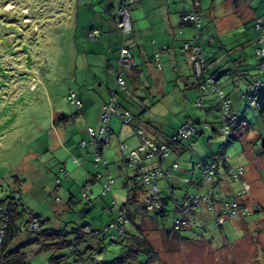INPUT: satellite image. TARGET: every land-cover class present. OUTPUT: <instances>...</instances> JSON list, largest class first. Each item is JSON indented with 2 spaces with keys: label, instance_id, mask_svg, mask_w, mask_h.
Listing matches in <instances>:
<instances>
[{
  "label": "rangeland",
  "instance_id": "374dc122",
  "mask_svg": "<svg viewBox=\"0 0 264 264\" xmlns=\"http://www.w3.org/2000/svg\"><path fill=\"white\" fill-rule=\"evenodd\" d=\"M101 1L0 0V201L11 195L23 215V220L26 221L32 214L37 215L42 221V229L77 228L83 223H88L92 229L101 228L112 217H116L118 208L126 202L127 188L123 186L125 173H131V167L135 163L129 165L117 157L112 164L108 158L109 171L116 179L111 191L103 195L102 180H96L90 186V200H86L81 195V186L87 182L86 166H93L92 158H86L89 162L78 166L80 164L77 163L83 160L70 155L77 150L75 141L70 139L75 137L74 119L65 124L62 120L55 121L59 115H71L76 111L75 106L67 99L69 87L77 89V84L73 82L72 69L73 60L78 54L75 48L77 42H80L81 27L89 26L85 11L94 10L101 17H108L104 6L108 0H104V4ZM112 1V17L116 21L118 14L114 9L117 10L120 0ZM247 3H252L255 9L253 12L256 11L258 16L264 15V0H202L198 13L202 26L211 28L210 32L213 33L214 42L211 48L214 55L209 58L206 54L209 69L219 78L221 88L232 100L234 110L239 115L243 114L250 123L247 133L229 134L225 141V151L230 155L229 164L232 167L243 166L247 170L253 166L248 173L245 170L248 192L242 199L246 207H252L254 203L258 204V198H253L252 193L257 197L264 196V181L257 168L261 160L256 157L257 154L262 156L264 149L258 140L251 150L245 138L251 137L252 128L262 132L264 122L254 109L245 110V101L239 99L240 92L233 89L237 85L239 90H245V79L250 80V75L257 73L254 56L257 32L253 29V21L247 19ZM235 4L244 11L243 14L235 15ZM95 6L97 8L94 9ZM211 11H214V16L218 19L216 22L209 16ZM185 28L195 32V28ZM239 53L246 57V63L241 69L247 70L249 76L244 79L224 73L230 66L229 62L233 58L237 59ZM174 76L175 72L171 78ZM259 78L264 82V73ZM167 84L168 94H173L176 90L174 81L170 80ZM189 91H186L188 97L176 104L174 101L159 103L168 107L169 104L174 105L163 117L158 116L155 119L157 125L150 121L158 113L153 111L156 108L153 106L159 102V98H155V102L142 116L143 120L145 118V121L151 123L148 128L154 125L158 133L160 130L166 134L186 117L200 125L209 123L208 131L204 130L192 138L195 144L191 151L187 150L180 156H171L184 169H190L198 160L206 163L218 162L216 154L224 141L212 131L221 122L215 94L207 95L205 108L199 109L194 105L193 91ZM175 92L180 94L177 90ZM110 125H116V118H113ZM64 132L68 139L63 138ZM115 133L119 135L121 132L115 130ZM123 137L124 134H121V139ZM62 140L65 142L60 145ZM116 142L114 135L111 146H108L113 156L116 154ZM254 157L255 161H252ZM218 163L217 175L207 185V189L208 186L212 187L220 196L225 195L230 187L232 190L238 189L239 184L226 175L221 161ZM62 167L70 172L68 176L59 171ZM198 176L199 170H196L192 175L184 171L181 177ZM56 177L61 180L60 184L56 182ZM182 178L180 190L175 194L177 197L187 190ZM227 184L231 186L228 187ZM159 185L168 187L165 181H159ZM202 191L205 190L202 188ZM165 194L166 191L163 192ZM137 206H141L139 201ZM140 216L141 213L134 220L140 223L152 249L151 259L147 264H264V215L261 211L246 218L234 219L233 224L228 221L221 228L215 227L213 220L208 219L204 224L206 234L203 237L197 238L192 232H180L192 239H183L172 230V209L164 216L154 219L150 215L142 218ZM251 219L258 220L251 222L252 228L248 229ZM197 223L198 231V219ZM130 228L131 223L127 225V229ZM24 236L21 235L20 240ZM107 242L103 241L101 251L91 256L93 259L110 261L121 253L123 246L120 242L112 245ZM105 246L107 248L104 251ZM33 252H29V255L32 256ZM49 254L45 252L32 256L31 264H46L45 259ZM91 263L93 260L89 259L85 264Z\"/></svg>",
  "mask_w": 264,
  "mask_h": 264
},
{
  "label": "trees",
  "instance_id": "16d2710c",
  "mask_svg": "<svg viewBox=\"0 0 264 264\" xmlns=\"http://www.w3.org/2000/svg\"><path fill=\"white\" fill-rule=\"evenodd\" d=\"M190 13L191 14L196 13L198 15V18L200 19L197 10H192L183 13L181 15V19L182 16ZM257 18L263 19V21H262V26H260V28H256V26L254 25L255 21L253 23V28L257 32V39L255 41V47H254L255 51L257 48L264 49V16H260ZM182 21L184 20L182 19ZM184 22H188V21H184ZM189 23L193 25V27L195 28V32L189 40L181 44L178 51L180 54H182L184 57L187 58V54L181 50L184 48L185 45L193 43L195 46H199L201 49V53L204 59V68L201 74H197L194 64L190 62L187 58V60L190 62V65L192 67L193 77H195L196 79V82L194 83L196 85L195 86L196 97L194 98V105L199 109L205 108L206 105L205 103H207V95L215 94L217 99L216 106L220 109L221 112V122L219 123V126H216V128H214L212 131L217 133L220 136V138L224 140L220 145V149L218 153L216 154L217 155L216 159H218V162L221 161V164L224 168V172L232 180L225 166L226 163L230 165L229 164L230 158L228 160L222 159V155L227 154L225 151L227 146L225 141L228 140L229 134L236 133L234 129L239 123L241 124L242 122H244L245 128L242 131H238V133L245 132L248 129L249 123L247 122L245 117H243V114L239 115V113H237L234 110L232 100L230 99L229 95L222 90L219 78L215 77V75L211 73L209 69L204 46H203V40H205V36L207 34L206 27H203L202 23L201 26L198 27L195 26L193 22H189ZM95 29L98 31V35L95 38H90L88 36V33L94 30L91 29L87 33L88 38L98 39L100 37L99 29L98 28ZM130 31L128 33H130ZM126 34L123 35L121 33L122 41L118 49L117 65L113 70L114 84L113 87H111L108 90V98L101 106L100 114L98 117L99 124L95 129L92 128L89 129L90 136L88 139H80L78 141L79 147L91 148L89 155L92 158L91 162L93 164V168L101 169V171L99 172L97 171L93 175L94 180L90 179L85 183L84 186H81V190H82L81 195L86 200H90L89 190L91 188L90 187L91 184L94 181L102 180L101 186H102L103 195L111 191L112 185L116 181L112 172L109 171L108 160L103 156V149L109 143L110 137L112 135L111 133L113 131V127L110 125L111 121L113 120V118H116V121L120 125L131 126L135 116H137L129 109H120L121 103L119 100L120 92L125 91L127 88V83L124 77V70L129 68L130 69L135 68L134 67L135 64L133 66H130L129 68L121 67L125 82L124 88L117 86L116 79L114 76L116 70L119 67L118 59L120 56L121 49L125 47L130 52V49L125 44ZM211 35L213 36V33L210 34L211 38L209 40L213 41V37ZM194 37L197 38L194 39ZM261 37L263 38V41L258 43V39ZM255 51H254V56L256 58L255 70L257 71V73L253 75L254 76L253 79L248 80L249 82L246 84L245 90L243 91L239 90L240 92L239 99H243L245 101V110H247L248 108H252L255 111H257L261 116V114L264 112V102H263L264 82L260 80L259 75L264 73V68L261 69L259 67V64L261 62V57L257 56ZM226 72L227 71L225 70L224 73ZM241 72H242L241 74L242 76L239 77H244L243 72L245 73V70H242ZM211 77H213L215 80L218 81L217 86L219 91L212 90L213 89L212 86H209L208 80ZM256 83H259L257 87H255ZM113 91L115 92L117 98L116 100L117 106L115 107L114 112H111V116L109 117L108 121L104 122L102 121L103 120L102 118H103V114L106 112L105 107L108 105L111 92ZM250 93H251V98L253 96H256V101L254 104L251 103V99H248ZM67 99L72 105L75 106L76 111L74 114L71 115H66V116L59 115L56 117L55 121L62 120L64 124L73 120L74 117H76L77 115H80V108L82 105L81 101L77 97L76 90L72 87H69L68 89ZM198 103H200V105ZM225 112L228 113L230 116H233L234 118L232 120L233 124L230 126V129L226 130L225 133L226 138L224 139L221 136L224 133L221 129L224 127V125L228 126V122H229L228 119L224 117ZM127 115L130 116L129 119H127ZM185 124L192 126L194 128V131L191 132L190 135H188L186 138H183L179 136L177 132L180 129V127H182ZM102 128L104 129V131H103V135H101V138L104 137L107 141H102L101 147L96 149L95 144L92 143L91 141L92 138ZM207 129H209L208 122H204L203 124L200 125L199 123H195L193 120L188 118L183 123H181V125H179L165 141H157L146 137V139H148L155 148V150H152V156H148L150 150L149 151L146 150L145 152L142 153L139 152L140 154L138 155L139 156L138 159L136 158L134 160H129L128 158L129 152L132 150H137L138 147L143 144L145 138L144 137L145 129L135 128L134 129L135 134L139 137L140 142L136 148L131 149L127 152V155L125 157V162H127L128 164H133L135 162L136 164V162L137 163L140 162L143 157L144 159L157 158L160 164L158 163L152 165L145 171H140L135 175H132L131 177L126 179V182L123 185L124 187L127 188L126 202L121 207L118 208L116 217H112L111 220L108 221L105 224V226L101 228L98 227L92 229V227H90L88 223H83L77 228L76 227L70 229L64 228L62 230H55L54 228L42 229L41 228L42 221L41 219H39L37 215L32 214L29 216V218H27L26 221H24L23 215L19 211L18 205L15 203L12 196L11 195L6 196L4 200L2 199L0 201V264H31L32 256H38L41 253H45V252L50 253L49 256L46 257L45 259L46 264H71L72 262H75L77 264H85L89 259L93 260V263L91 264H147L151 259L152 249L150 247L149 241L147 240L141 228L140 223L134 220L136 215H138L139 213H141L142 215L140 216L141 218L145 215L147 216L150 215V217L154 219L158 216L160 217L164 216L168 211L172 209L174 214L172 230L175 232V234H177L179 237L183 239H192V237H188L187 234H181L180 233L181 231H187V233L192 232L194 235H196L195 237L197 238L201 236L202 237L205 236L206 229L204 224L208 221V219L213 220L215 227L221 228L228 221L232 222V220L234 219L236 220L237 218H246L247 216L252 215V214L239 215L234 218H227L223 221V223H221V225H217L215 211L220 209L221 206L224 204V202L226 203L227 201H234V200L238 201L241 199L240 198L241 196L237 195V192H239L241 189V182L232 180L233 182H237L239 184V188L235 189L233 192L227 189L225 193L227 197H224L225 195L216 196L215 192L217 191H215L210 186H208L207 189V185L217 175V168L219 164L217 161H211L210 163H206L201 160H198L191 165L190 169H184L179 167V164L176 160L173 161L168 160L172 152L175 154L176 152H180L179 155H181L182 153H185L187 150L191 151L195 144V141L192 140V138L204 130L208 131ZM139 132L142 133L139 134ZM95 150H97L98 154L102 157V159L107 162L106 168H104L101 163L95 165V161H94ZM165 163L168 165L166 167L162 166V164ZM211 163L215 164L216 168L214 169V172L212 173L210 178L206 180L205 175L203 173L204 166H209V164ZM196 170H199L198 177L195 178L181 177L183 176L184 171H187L192 175ZM59 171L63 173L65 176H68V174H70V172L68 173V171L64 167L60 168ZM104 171L109 173L111 178L113 179V182L110 185V189L108 190H106L104 187L105 178L99 176V174L102 175ZM151 172H154L156 174L155 182L158 187L157 194L160 196L158 202L155 201V199L151 201L146 200L145 197L146 190L144 191V187L142 186L138 178L142 174L151 173ZM179 178L180 181L181 178L184 180L185 184L187 185V190L184 191L183 195L181 194L180 196L177 197L175 194L176 192H179L178 190H180V188L177 189V187H175L173 183L174 180H178ZM159 181H165L168 184V187H160ZM56 182H59L60 184L61 180L59 179V177H56ZM202 188L205 191H202ZM164 191H166L165 195H163ZM192 195H199L201 198H206L207 201L205 203L208 202L207 205L202 204L200 206H191L188 209L182 207V203ZM138 201L141 205L140 207L138 206L136 207ZM156 202L158 206L154 210L149 208L150 204L154 205ZM170 205L172 206V208H169ZM239 205L240 208L245 207V205L242 202V199L240 200ZM257 205L259 206V209L253 211V213H258L261 210H264L259 203ZM122 216L124 218V221H126L124 223L119 221V218H121ZM197 219L200 221V226H199L200 230L198 231L196 230V228H198ZM32 222L36 223L34 228H31L30 226ZM130 223H131V228L127 229V225ZM110 224L118 225L119 228L118 229L113 228L110 226ZM120 228H123L122 231L119 230ZM23 234L25 236L23 237L22 240H20L21 238L20 236ZM104 240H107L108 241L107 244L109 245L120 242L123 246L121 253L110 261H104V260L101 261L98 259H93V257L91 256L96 252L101 251L100 247ZM106 248L107 246H105L103 250L105 251ZM29 252L30 253L33 252L34 254L30 256ZM140 256H142V259L140 258Z\"/></svg>",
  "mask_w": 264,
  "mask_h": 264
},
{
  "label": "crops",
  "instance_id": "0c3cea01",
  "mask_svg": "<svg viewBox=\"0 0 264 264\" xmlns=\"http://www.w3.org/2000/svg\"><path fill=\"white\" fill-rule=\"evenodd\" d=\"M101 3L104 4V0H102ZM113 3L114 2L112 0H108L107 5H104L107 10V18L101 17L99 13L94 10H92V12H84L87 20H89V22H87V24L89 23V26L81 27L79 34L80 42H77L75 48V51L78 54L73 60V82L77 84V89H74L76 90L77 97L81 101L82 105L80 108V115L74 117V122L76 123L74 126L75 137L70 138L72 141H75V148H77V150L76 153H72V151H70L71 149H68V152L72 153L70 154L72 157L83 160L80 161V167L89 162L86 161V158L87 160L91 158L89 155L91 148H80L78 146V141L80 139H88L90 136L89 129H95L98 126V117L101 106L107 100L108 90L113 87L114 84L113 70L117 65L118 49L121 45L122 39L120 31L116 27L117 21H114L112 17L113 12L111 8ZM96 6L93 8H97ZM119 6L120 4L118 5L117 10L114 9L117 14ZM234 6V13L236 16L243 14L244 11L237 8V4ZM201 7L202 0H138L132 5L130 11L131 31L125 35V44L130 49V52L135 60V68L124 70L127 88L125 91L120 92L119 100L121 103L120 109H129L137 116H135L131 126L129 125V127L120 125L116 121V125L113 127V131L111 133L112 135L110 137V141L103 149V156L108 160L109 164V159H111V163L114 164L113 162L117 157L118 159L125 161V157L127 155L126 151L134 149L138 146L140 140L135 134V128H144L145 138L147 137L157 141H165L169 135L173 133L179 125H181V123L175 125L168 134L163 133L160 130L158 133L154 127V125H157V121L155 120L156 118L163 117L166 112H169V109L176 104V102H179L181 99L184 100L188 97L186 93L187 90H192L194 98L196 97V85L194 84L196 79L193 77L192 67L187 58L179 53L178 49L181 44L189 40L194 34V31L192 32L190 29L188 30L185 28H194L193 25L189 22L182 21L181 15L192 10H197L199 12ZM253 10L255 9L252 7V3H247V19L253 21L252 23H254L257 17H260L257 15V12H253ZM214 14V11H211L209 16L212 21L215 20L216 22L218 19L215 18ZM117 18L118 15L116 20ZM95 28L99 29L100 37L98 39L88 38L86 33ZM210 29L211 28H206L207 34L205 36V40H203L205 54H208L209 58L212 57V54L214 55V51L211 48L214 40H209L211 38L210 34H212ZM164 46H166V49H163ZM241 47H243L242 44ZM156 52L158 53L157 60H155L154 57ZM248 62L249 60L247 59V63ZM245 63L246 57L242 55V53H239L237 55V59L233 58L229 62L230 66L226 68V73L232 75L234 78L242 76L241 71L244 69H241V66L245 65ZM231 64H233V66H231ZM173 72H175V76L171 78ZM243 74L245 78L246 76H249L247 74V70H245V73L243 72ZM251 76L252 75H250V80L254 77ZM244 77L239 78L244 79ZM170 80L174 81V86L180 94H177L175 92L176 90L173 94L172 92L170 95L168 94L169 90L167 88V83L170 82ZM234 80L235 79H233V81ZM245 82V84H247L249 82L248 79H245ZM232 83L235 84L234 82ZM233 89L234 91H239V87L237 85H234ZM155 98H159V102L153 106V108L156 107L154 108L155 110L153 108L152 109L158 113L156 116L153 114L154 120H151L150 122L154 125H150L148 128V125L151 123L145 121V118L143 120L142 116L155 102ZM169 101H174V104H169V107L166 104L164 106L163 104H159L160 102L167 103ZM259 118L264 122V112L261 116L259 115ZM186 119L188 118L186 117L183 119L182 123ZM115 130H118L121 133L118 135L115 133ZM248 130H250V123L248 129L243 133H247ZM252 130L251 137L245 138V141L248 146H250V149L255 147L264 132V129L262 132L257 129L254 130L253 128ZM63 134L65 135V132ZM121 134H124V139H121ZM114 135L117 139L114 150L116 152L115 156H113L112 152H109V147L111 146L112 137ZM63 138L68 139L66 138V135ZM64 142L65 140H62L60 145H63ZM123 146H125V148H123ZM179 153L180 152H176L175 154L172 152L168 160H176L171 156H180ZM262 154V156L257 154L256 157H259L261 160V163L257 164V168L259 169L258 172L264 181V153ZM253 160L255 161V157L252 158V161ZM158 163L159 160L157 158L144 159L142 157L140 162H136L134 165L129 164L132 165V172L129 173L126 171L124 184L127 178L140 171H145L152 165ZM74 165L75 164H73V166ZM167 165L168 164L166 163L162 164L164 167ZM252 167L247 168V170L245 168L246 173H248ZM97 171L99 172L101 169H95L93 166L88 164L85 171L87 181L90 179L94 180L93 175ZM245 180L248 182L246 176ZM173 184L178 189L181 185L180 178L178 180H174ZM227 185L228 187L229 185L231 186V184ZM229 190L231 192L234 191L232 190V187H230ZM215 195L219 196L216 192ZM251 195L253 198H258L256 201L264 207V196L257 197V195L253 193ZM70 199V201H72V198ZM256 220L258 219H251V221L248 222L247 228L251 229L253 224L251 222H255ZM231 223L233 224V222Z\"/></svg>",
  "mask_w": 264,
  "mask_h": 264
},
{
  "label": "built area",
  "instance_id": "2783aa9c",
  "mask_svg": "<svg viewBox=\"0 0 264 264\" xmlns=\"http://www.w3.org/2000/svg\"><path fill=\"white\" fill-rule=\"evenodd\" d=\"M138 0H120V6L118 9V15L119 18L117 20L116 26L117 28L121 31V33L124 35L126 33H128L131 29V23H130V11H131V7L132 4L134 2H136ZM182 19L184 21H188V22H193L195 26H201V22L200 19L198 18V15L195 14H185L184 16H182ZM262 21L263 19H259L257 18L255 20L254 25L256 26V28H260V26H262ZM201 31V30H200ZM98 35V31L96 29L90 31L88 33V36L90 38H95ZM197 37H194V39H196ZM263 38H259L258 39V43L262 42ZM163 49H166V46L163 47ZM184 53L187 54V58L190 62H192L196 68L197 74H201L203 68H204V59L201 53V49L199 46H195L193 43L191 44H187L184 46L183 49H181ZM256 55L261 57V62L259 64V67L262 69L264 68V49L263 48H257L255 51ZM156 60L158 59V53L156 52ZM118 63H119V67L116 70L114 76L116 79V84L117 86H120L121 88L125 87V82H124V78H123V72H122V68H129L130 66H133L135 64L134 59L132 58L129 50L125 47H123L121 49L120 52V56L118 59ZM217 80H215L213 77L209 78L208 80V84L209 86H212V90L215 91H219L218 86H217ZM215 84V85H214ZM259 85V83L255 84V87H257ZM248 99H251V103L254 104L256 101V96H253L251 98V93L248 96ZM116 95L115 92H111V96L109 98V102L108 105L105 107L106 108V114H103V120L104 122H107L109 117L111 116V112H114L115 107L117 106L116 103ZM200 105V103H198ZM225 118L228 119V126L224 125V127L221 129L224 133L221 135L222 138H226L225 133L227 129H230V126L233 124L232 120H233V116H230L228 113L225 112ZM130 116L127 115V119H129ZM245 128V123L242 122L241 124L239 123L236 127H235V131H242ZM103 131L104 129H100L99 132L92 138V143L95 144L96 149L101 147L102 141H107L104 137L101 138V135H103ZM194 131V128L190 125H183L182 127H180V129L178 130V135L186 138L188 135H190L191 132ZM142 132H139V134ZM175 139V137H174ZM123 148H125V146H123ZM146 150H150V153L148 156H152V150H155V148L153 147L152 143L144 138V142L141 146L138 147L137 150H132L129 152L128 158L129 160H134V159H138L139 158V154L142 152H145ZM140 152V153H139ZM223 154V153H222ZM230 157L229 155H222V159L224 160H228ZM94 161H95V165L98 163H101L102 166L104 168L107 167V162L105 160L102 159V157L98 154V151L95 150V154H94ZM227 170H228V174L229 176L232 178V180L234 181H240L241 182V189L239 192H237L238 196H241V199H244V197L247 195L248 192V182L245 180L244 174H245V169L242 166H238V167H231L230 165H228L227 163L225 164ZM216 168V165L211 163L209 164V166H204V170L203 173L205 175L206 180H208L210 178V176L212 175V173L214 172V169ZM165 173V172H164ZM155 173L151 172V173H146V174H142L140 175L139 181L142 184V186L144 187V191H145V197L146 200H153L155 199V201L158 202V200L160 199L159 195L157 194L158 192V187L157 184L155 182ZM99 176L104 177L105 181H104V187L106 190L110 189V185L113 182V179L111 178L110 174L107 173L106 171H104L101 174H99ZM240 199V200H241ZM240 200H234V201H227L226 203L224 202V204L221 206L220 209L215 211L216 214V224L217 225H221V223H223V221L227 218H234L237 217L239 215H250L253 213V211H256L259 209V206L257 204H253L252 207H244V208H240ZM207 200L206 198H201L199 195H192L190 197H188L183 203H182V207H184L185 209H188L191 206H200L202 204L207 205V203H205ZM157 202L154 205L149 206V208H151L152 210H154L158 204ZM210 206V204H209ZM213 209V208H212ZM261 212L264 215V210H261ZM120 222H126L124 221L123 216L121 218H119ZM36 225L35 222L31 223V228H34V226ZM111 227L113 228H119L118 225H114V224H110ZM123 228H120L119 230L122 231Z\"/></svg>",
  "mask_w": 264,
  "mask_h": 264
},
{
  "label": "water",
  "instance_id": "95a60500",
  "mask_svg": "<svg viewBox=\"0 0 264 264\" xmlns=\"http://www.w3.org/2000/svg\"><path fill=\"white\" fill-rule=\"evenodd\" d=\"M260 145H261L262 149H264V132H263L262 137L260 139Z\"/></svg>",
  "mask_w": 264,
  "mask_h": 264
},
{
  "label": "bare ground",
  "instance_id": "6f19581e",
  "mask_svg": "<svg viewBox=\"0 0 264 264\" xmlns=\"http://www.w3.org/2000/svg\"><path fill=\"white\" fill-rule=\"evenodd\" d=\"M8 8H9V6H8ZM10 8H12V6H10Z\"/></svg>",
  "mask_w": 264,
  "mask_h": 264
}]
</instances>
